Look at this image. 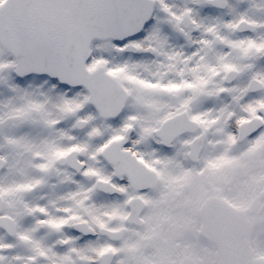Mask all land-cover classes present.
I'll return each mask as SVG.
<instances>
[{
    "label": "snow or ice",
    "instance_id": "snow-or-ice-1",
    "mask_svg": "<svg viewBox=\"0 0 264 264\" xmlns=\"http://www.w3.org/2000/svg\"><path fill=\"white\" fill-rule=\"evenodd\" d=\"M0 264H264V0H0Z\"/></svg>",
    "mask_w": 264,
    "mask_h": 264
}]
</instances>
